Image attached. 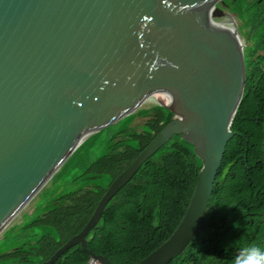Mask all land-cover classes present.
Wrapping results in <instances>:
<instances>
[{
    "label": "water",
    "instance_id": "95a60500",
    "mask_svg": "<svg viewBox=\"0 0 264 264\" xmlns=\"http://www.w3.org/2000/svg\"><path fill=\"white\" fill-rule=\"evenodd\" d=\"M224 3L0 0V240L44 201L89 137L103 130L101 140L110 125L173 93L178 107L161 104L173 120L110 182L85 229L40 264L78 244L89 261L111 264L89 250L88 236L109 201L176 135L201 161L199 179L178 227L137 264H168L187 248L236 135L230 125L246 87L240 19Z\"/></svg>",
    "mask_w": 264,
    "mask_h": 264
},
{
    "label": "trees",
    "instance_id": "16d2710c",
    "mask_svg": "<svg viewBox=\"0 0 264 264\" xmlns=\"http://www.w3.org/2000/svg\"><path fill=\"white\" fill-rule=\"evenodd\" d=\"M245 30L247 80L236 109L208 211L194 239L168 264H233L241 248L264 249V0H224ZM219 5V3H218ZM147 117L142 126H132ZM174 117L173 109L141 107L98 152L100 131L89 137L44 189L45 203L11 227L0 243V264H40L85 229L106 188L149 146ZM105 130V128H104ZM202 163L180 135L155 153L112 198L87 246L111 264H137L158 249L182 221ZM42 206V207H41ZM44 233H39L40 230ZM5 231V232H6ZM80 244L53 264L90 260Z\"/></svg>",
    "mask_w": 264,
    "mask_h": 264
},
{
    "label": "rangeland",
    "instance_id": "374dc122",
    "mask_svg": "<svg viewBox=\"0 0 264 264\" xmlns=\"http://www.w3.org/2000/svg\"><path fill=\"white\" fill-rule=\"evenodd\" d=\"M242 22H243L242 20H239L236 25H237V28L240 30V39H241V43H242V48H244L247 45V41H246L245 33H244L245 30L242 28V25H241ZM242 101L243 100H241V102H239L240 105H241ZM162 102L166 103L167 101H164L162 98H160V99L153 98L150 102H148L146 105H144V107H151V106L155 107L157 105H161ZM167 104L171 105V104H169V102H167ZM234 117L232 118V122L234 120ZM147 119H148L147 117H137L135 119V121L132 123V126H142V124H144ZM125 121H126V118L124 117L119 122L115 123L114 125H110L109 126V130L105 133V135L100 140L101 143H100V145L98 147V152L101 154V156L105 153V150H106V148L108 147V144H109V140L112 138V136H114L118 131L122 130V128L125 125ZM232 122H231V125H232ZM231 125H230V128H231ZM45 199L40 205L43 206L44 204H46L45 203ZM36 209H37V207L33 211H35ZM33 211L31 213H33ZM26 220H27V217L24 218V220H22L18 225H20L22 223H25ZM44 232H45V230H43V229L39 231V233H44ZM9 238H10V233L8 235L4 236L0 240V243H7Z\"/></svg>",
    "mask_w": 264,
    "mask_h": 264
},
{
    "label": "clouds",
    "instance_id": "9594fccd",
    "mask_svg": "<svg viewBox=\"0 0 264 264\" xmlns=\"http://www.w3.org/2000/svg\"><path fill=\"white\" fill-rule=\"evenodd\" d=\"M166 104H167V102H166ZM141 107H144V105ZM141 107H139V108H141ZM165 107H167V106H165ZM233 264H264V249L254 245V244L249 245V246L244 247V248H241L239 250L238 255H236L233 258Z\"/></svg>",
    "mask_w": 264,
    "mask_h": 264
},
{
    "label": "bare ground",
    "instance_id": "6f19581e",
    "mask_svg": "<svg viewBox=\"0 0 264 264\" xmlns=\"http://www.w3.org/2000/svg\"><path fill=\"white\" fill-rule=\"evenodd\" d=\"M154 98L155 99L162 98L164 101L169 102V104L173 105L174 107H178V105L176 104L174 100L173 93H162V94L156 95Z\"/></svg>",
    "mask_w": 264,
    "mask_h": 264
},
{
    "label": "built area",
    "instance_id": "2783aa9c",
    "mask_svg": "<svg viewBox=\"0 0 264 264\" xmlns=\"http://www.w3.org/2000/svg\"><path fill=\"white\" fill-rule=\"evenodd\" d=\"M83 264H100L97 260H92V261H88L86 263Z\"/></svg>",
    "mask_w": 264,
    "mask_h": 264
}]
</instances>
